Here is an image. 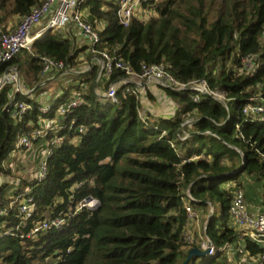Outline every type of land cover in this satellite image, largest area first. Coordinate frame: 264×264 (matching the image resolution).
Listing matches in <instances>:
<instances>
[{
	"label": "trees",
	"instance_id": "16d2710c",
	"mask_svg": "<svg viewBox=\"0 0 264 264\" xmlns=\"http://www.w3.org/2000/svg\"><path fill=\"white\" fill-rule=\"evenodd\" d=\"M42 1L0 0V25L28 14ZM149 6L154 16L133 19L126 28L119 24L112 1L86 0L81 8L90 23L102 25L99 48L134 73L142 64H163L180 83L204 79L210 90L224 92L225 106L206 95L192 103L190 90L163 89L177 105L175 114L169 119L150 116L145 124L138 115L140 102L132 95L118 90L116 104L101 103L92 68L83 80L86 90L65 88L53 107L66 101L72 89L81 92L84 104L70 118L87 132L61 133L65 140L53 150L41 182L22 180L0 188V209L6 210L0 218V264H183L190 250L183 243L186 217L181 198L187 190L194 198L192 206L203 204L205 194L220 202L219 221L211 215L206 227L216 249L236 239L229 226L231 193L220 185L242 176L253 178L264 197V122L242 112L264 99V0H157ZM74 46L61 32H49L34 42L32 52L23 51L0 66V74L15 66L20 76L37 83L44 57L74 70L78 54L87 48ZM245 58H253L254 71L242 70ZM121 76L114 73L111 82ZM10 92L6 87L0 93V177L8 174L9 154L19 137L30 133L39 114L37 103L21 94L10 97ZM15 102L31 108L17 122L10 112ZM187 114L196 122L182 127ZM161 131L166 136L161 137ZM185 134L189 137L182 153L169 142L180 143ZM75 137L78 143H73ZM201 155L203 159L192 160ZM223 160L230 166H222ZM207 176L217 178L207 186ZM19 195L31 198L34 205L25 222L17 205L9 207ZM89 198L97 200L98 207L77 211ZM55 218L64 220L60 228L29 236L35 223ZM247 250L259 253L252 244ZM206 264H220L219 257Z\"/></svg>",
	"mask_w": 264,
	"mask_h": 264
},
{
	"label": "built area",
	"instance_id": "2783aa9c",
	"mask_svg": "<svg viewBox=\"0 0 264 264\" xmlns=\"http://www.w3.org/2000/svg\"><path fill=\"white\" fill-rule=\"evenodd\" d=\"M86 0H44L39 5L34 6L30 12L18 19L17 26L14 29L2 32L0 30V66H3L14 59L21 51L32 52L33 44L41 39L47 33L62 32L69 27L75 29L79 36L86 43V50L92 57L87 65L79 70L68 71L62 61L44 57L41 59V78L44 82L39 83L35 88L26 91L21 81L18 71L12 67H6L0 74V93L6 87L11 89L10 97L21 94L29 100L38 104V117L29 134H23L15 144L14 150L8 156L5 167L8 174L0 177V188L3 185L17 186L22 180H32L41 182L45 179L47 173V163L53 150L59 148L65 136L61 135L63 131L74 130L75 133L84 135L87 132L86 127L77 125L71 115L83 104L81 92H72L66 101L58 104L53 110L54 101L40 104L36 99H31L33 94L39 91L51 77L57 74L77 75L88 74L92 68H96L94 82L97 81L95 94L99 99H105L109 104L118 102L117 92L122 91V95L134 96L141 105L138 115L142 122L147 124L152 111L148 108L146 102L147 90L155 86L161 90L169 89L182 92L192 91L190 99L192 103H198L202 95L209 96L225 106L227 101L224 92L210 90L204 79L191 81L189 83H180L170 75L163 64L146 65L142 64L139 73H134L128 64L120 59L113 57L107 50L100 49V35L98 26H94L88 21L87 11H82V4ZM117 6V19L119 24L126 28L133 19L142 20L145 15L152 13L149 3L157 0H108ZM42 22L44 25H42ZM70 29V30H71ZM253 58L242 60V70L249 73L254 71ZM120 72L123 76L111 82L114 73ZM7 73L6 76L4 74ZM19 75V78H18ZM47 79V80H46ZM82 85V84H81ZM145 99V102H144ZM172 103L169 108L171 118L177 110V105ZM30 105L25 102H15L11 108V118L17 122L30 110ZM243 114L255 122H264V99L257 103L246 105ZM186 116H190L187 114ZM70 118V119H69ZM194 119H185L182 127H190ZM157 129V128H154ZM161 137L166 136L165 131H161ZM188 134L179 137L181 143H184ZM79 137L73 138V143H78ZM173 149L176 146L169 142ZM203 159V156L194 157ZM264 159V156H263ZM22 164V165H21ZM19 167L23 169H19ZM17 170V171H16ZM14 177V178H13ZM7 179V181H4ZM9 179V181H8ZM233 186L235 184H232ZM232 186V187H233ZM28 191V190H27ZM231 199L229 205V224L236 233V239L232 243H227L219 249H216L213 241L206 234L207 223L203 227V237L195 236L192 232L198 222L199 214L192 206L194 198L189 190L182 196L181 201L186 217L185 229L183 232V243L188 248H196L206 253L205 257H219V262L223 264H264V197L259 203L253 202L242 188L237 186L230 191ZM17 205V211L21 221L25 222L31 218L34 212L32 199L24 195L16 196L10 201L9 207ZM212 206V205H211ZM98 207V201L94 199H85L77 206V211L82 208L94 210ZM213 208V207H212ZM213 211L210 212L212 215ZM6 215V210L0 209V218ZM64 223L61 218L44 220L35 223L30 237L35 238L39 233H44L51 229H58ZM192 229V230H191ZM28 236V237H29ZM247 244H252L259 248V253L252 255L247 250ZM221 264V263H220Z\"/></svg>",
	"mask_w": 264,
	"mask_h": 264
},
{
	"label": "rangeland",
	"instance_id": "374dc122",
	"mask_svg": "<svg viewBox=\"0 0 264 264\" xmlns=\"http://www.w3.org/2000/svg\"><path fill=\"white\" fill-rule=\"evenodd\" d=\"M107 1V0H106ZM82 11L86 12V9H82ZM150 16H154L152 13H149L147 15H145V17L142 19V20H147ZM17 23H18V19L17 17H13V18H9L6 23H5V26H1L0 25V29H4L3 31H6V30H11V29H14L16 26H17ZM42 25L43 22H42ZM102 27V25H101ZM100 26H98V28H101ZM62 34L64 33V35L68 38H70V40L74 43V48L76 49H81L82 47L86 48L83 44H81L82 42H78V41H75L73 39V32L70 30V29H66L64 31L61 32ZM78 46H80V48H78ZM85 51V56L81 59H78L77 61L79 62V65L74 69V70H79V68L81 67H84L87 65L88 61L90 60V58L92 57L90 54L86 53V49L84 50ZM23 51H21L18 55L19 56H22L23 55ZM17 55V56H18ZM16 56V57H17ZM12 67H15V66H12ZM16 68V67H15ZM21 81L23 82L24 80L26 85H28L29 87H33L35 83H33L31 81V78L30 77H23V74H21ZM51 78H55V80H52L45 88V91L46 93H48L49 97L51 98L53 96L54 93L56 92H60V93H64V89L73 85L74 87L75 86H79V87H82L83 86V89L84 91L86 90L87 88V83H84L83 80L84 78L86 79V75L83 74L81 76H77V75H68V74H65V75H61V76H58L57 77V74L52 76ZM71 79V81H70ZM72 81H74V83H72ZM82 85H81V84ZM89 85V84H88ZM162 93L164 94L163 95V103H160L158 104L157 103V100H154L153 97H151V95L149 94V92H147V99H146V102L148 104V106L153 110L154 112V115L153 116H159V113L161 115V117H163L164 115H166L168 113V110L166 109V107H169L173 102V100L168 97L166 95V93L161 90ZM74 92L73 89L70 91V94ZM150 95V96H149ZM102 100L101 103H104L106 102L105 99H100ZM50 101V100H49ZM48 101V102H49ZM144 102H145V99H144ZM145 102V103H146ZM165 102V103H164ZM44 103H47V102H44ZM175 104V103H174ZM176 106V105H175ZM152 112V113H153ZM163 115V116H162ZM192 117L190 116H186L184 118L185 119H191ZM182 144L183 143H179V142H175V145L178 149V151H181V148H182ZM196 146L200 145V142H196L195 143ZM187 146V144H186ZM183 153V152H182ZM22 165V164H21ZM222 166H227L229 167L230 166V162H228L227 160H223L222 161ZM19 169H23L21 167H19ZM17 171V170H16ZM209 179L206 181V185H210L213 183V180H215L217 177H210V176H207ZM14 178V177H13ZM4 181H7V179H4ZM9 181V179H8ZM238 184H240L242 186V188L244 189L245 193L247 195H249L250 198H253V202L255 203H259L261 201V198L263 197V192L261 190V185L260 183L256 182L253 178H246V177H240L238 181L234 182V183H223L222 185H220V188L221 189H225V190H228V191H232V189H234V187H237ZM232 184H235L234 186ZM233 186V187H232ZM200 202H203V204H200L199 206H193L195 208V210L198 212L199 214V219H198V222L196 223V225L194 226L192 232H194L195 236H201L203 237V227H204V224L207 223L209 221V217H210V212L213 211L212 213V219H215L216 221H219V218H220V215H221V206H220V202L217 198L215 197H211L209 196L208 194H205L204 197L202 198V200H200ZM211 204V205H209ZM213 207V208H212ZM218 223L216 224V230L219 229L218 227ZM229 226L232 228L231 224H229ZM210 260V258L208 257H195L193 258V260L191 261L190 264H206L208 261ZM221 264H223L221 261H220Z\"/></svg>",
	"mask_w": 264,
	"mask_h": 264
},
{
	"label": "crops",
	"instance_id": "0c3cea01",
	"mask_svg": "<svg viewBox=\"0 0 264 264\" xmlns=\"http://www.w3.org/2000/svg\"><path fill=\"white\" fill-rule=\"evenodd\" d=\"M68 29H71L70 27L68 28ZM67 29V30H68ZM71 31L73 32V39L75 40V41H78V42H82L81 44H83L85 47H86V43H85V41H83V39L79 36V34H78V32L75 30V29H71ZM64 34V33H63ZM70 38H72V37H70ZM69 38V39H70ZM78 48H80V46H78ZM83 48V47H82ZM86 53H88L87 52V50H86ZM85 51H82V52H80L79 54H78V59H81V58H83L85 55ZM13 69L15 68V67H12ZM81 68V67H80ZM79 68V69H80ZM16 70H17V68H15ZM40 81L39 82H37V83H35L34 84V86L33 87H29L28 85H26V83L23 81L22 83L24 84V89L26 90V91H29V90H31V89H33V88H35L36 86H38L39 85V83H41V82H44L45 81V78L43 79V78H41L42 76H41V74H40ZM44 80V81H43ZM47 80V79H46ZM52 80H55V78H51V80L48 82V83H46L45 84V86H43L39 91H37V92H35L34 94H33V96H32V98L31 99H36L40 104H46V103H44V102H48L49 100V102H53V101H55L57 98H59V97H61V95H62V93H60V92H56V93H54L53 94V96L50 98L49 97V95H48V93H46V91H45V87L52 81ZM46 82V81H45ZM147 92H149V94L151 95V97H153L154 98V100H157V103L158 104H160V103H163L162 101H163V93H162V91H161V89H159V88H157V87H155V86H151L148 90H147ZM165 103V102H164ZM148 108H150V107H148ZM166 109L168 110V113L166 114V115H162L164 118H166V117H168L169 116V112H170V108L169 107H166ZM150 110L153 112V110L150 108ZM152 115H154V112L152 113ZM158 116V115H157ZM159 116L161 117V115H160V113H159Z\"/></svg>",
	"mask_w": 264,
	"mask_h": 264
},
{
	"label": "water",
	"instance_id": "95a60500",
	"mask_svg": "<svg viewBox=\"0 0 264 264\" xmlns=\"http://www.w3.org/2000/svg\"><path fill=\"white\" fill-rule=\"evenodd\" d=\"M7 73L4 74V76H6ZM18 78H19V75H18ZM96 84H97V81L94 82V85H93V88H94V91H95V88H96ZM243 166V165H242ZM90 200V198H89ZM211 217V215H210ZM209 217V219H210ZM205 254L206 253H203L201 251H199L198 249L196 248H191L189 251H188V255H187V258L186 260L184 261L183 264H188L189 261L192 259V258H195V257H205Z\"/></svg>",
	"mask_w": 264,
	"mask_h": 264
}]
</instances>
